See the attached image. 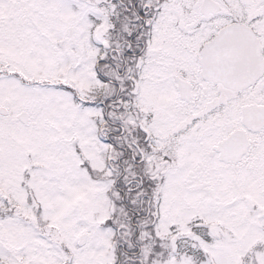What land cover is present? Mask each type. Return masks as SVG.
<instances>
[{
  "label": "snow or ice",
  "instance_id": "1",
  "mask_svg": "<svg viewBox=\"0 0 264 264\" xmlns=\"http://www.w3.org/2000/svg\"><path fill=\"white\" fill-rule=\"evenodd\" d=\"M0 264H264V0H0Z\"/></svg>",
  "mask_w": 264,
  "mask_h": 264
}]
</instances>
